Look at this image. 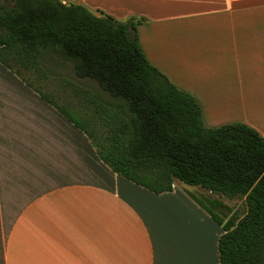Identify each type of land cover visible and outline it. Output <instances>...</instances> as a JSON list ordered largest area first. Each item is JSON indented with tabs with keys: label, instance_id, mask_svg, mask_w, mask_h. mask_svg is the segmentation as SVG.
Masks as SVG:
<instances>
[{
	"label": "crops",
	"instance_id": "obj_1",
	"mask_svg": "<svg viewBox=\"0 0 264 264\" xmlns=\"http://www.w3.org/2000/svg\"><path fill=\"white\" fill-rule=\"evenodd\" d=\"M63 1L145 18L147 58L196 97L207 126L241 121L264 136V0ZM186 184L157 193L117 174L0 62V264H221L212 213L239 219L245 197Z\"/></svg>",
	"mask_w": 264,
	"mask_h": 264
},
{
	"label": "trees",
	"instance_id": "obj_2",
	"mask_svg": "<svg viewBox=\"0 0 264 264\" xmlns=\"http://www.w3.org/2000/svg\"><path fill=\"white\" fill-rule=\"evenodd\" d=\"M100 13L63 0H0V62L84 130L117 174L157 193L178 179L245 197V214L226 222L203 204L224 228L221 264H264V136L241 121L207 126L196 97L147 58L137 32L144 18ZM51 55L101 93L64 81L81 100L58 102L60 93L25 75L45 79Z\"/></svg>",
	"mask_w": 264,
	"mask_h": 264
},
{
	"label": "rangeland",
	"instance_id": "obj_3",
	"mask_svg": "<svg viewBox=\"0 0 264 264\" xmlns=\"http://www.w3.org/2000/svg\"><path fill=\"white\" fill-rule=\"evenodd\" d=\"M132 18V17H130ZM128 18V19H130ZM136 19H140L141 17H136ZM119 19V18H117ZM128 19H119V20H128ZM145 19V18H144ZM7 67V66H6ZM8 68V67H7ZM45 70H46V78L45 79H37L33 73L26 72L25 75L30 77L32 81L37 86H40L43 88L45 92L48 93H60L61 96L58 97L57 101L60 103H69L70 105L80 103V95L77 94L76 91L72 89L70 85H64V81H73L78 84L81 88H91L93 92L95 93H101L100 87L97 85L94 81H87L86 79H77L72 63L67 61H63L58 55H51L50 57H47L45 60ZM10 69V68H9ZM10 71H12L10 69ZM13 72V71H12ZM15 75L20 77L17 73L14 72ZM22 78V77H20ZM26 83V82H25ZM62 97V98H61ZM237 122V121H236ZM232 123V122H231ZM188 185L187 187L190 188L192 191H196L197 189H200L199 185ZM196 189V190H195ZM207 202V201H206ZM208 204L210 208L214 209L215 211L219 213V208L214 205L212 201H208ZM235 212L237 215H240L241 211H244L245 208H247V202L246 200H241L240 198L235 200L234 206Z\"/></svg>",
	"mask_w": 264,
	"mask_h": 264
}]
</instances>
